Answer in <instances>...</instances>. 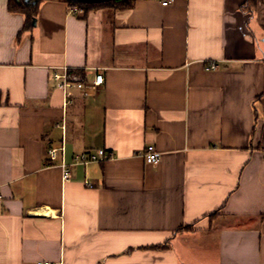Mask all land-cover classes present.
Masks as SVG:
<instances>
[{
  "label": "crops",
  "instance_id": "1",
  "mask_svg": "<svg viewBox=\"0 0 264 264\" xmlns=\"http://www.w3.org/2000/svg\"><path fill=\"white\" fill-rule=\"evenodd\" d=\"M162 2L0 0V264H264V0Z\"/></svg>",
  "mask_w": 264,
  "mask_h": 264
},
{
  "label": "built area",
  "instance_id": "2",
  "mask_svg": "<svg viewBox=\"0 0 264 264\" xmlns=\"http://www.w3.org/2000/svg\"><path fill=\"white\" fill-rule=\"evenodd\" d=\"M175 2V0H163L162 4L168 6ZM72 13H81L82 10L75 7L70 10ZM210 70L218 69L216 62H213L208 67ZM53 80L56 83V87L62 90L66 95V104L69 105L73 102V90L79 89L82 90L86 87L85 82L83 81L82 73L77 69H70L68 67L61 68V71L53 72ZM104 82V76L102 74H96L95 80L92 83L93 88L101 86ZM60 154H64V149L61 148L57 150L55 148L48 150V155L51 161H56ZM141 156L144 158L145 162L149 165H154L160 162L161 152L157 150L154 145H149L141 153ZM114 155L110 152L100 149L97 151H87L80 154H77L73 158L72 165H86L89 163H99L107 160L113 159ZM63 178L64 180H69L71 177V171L69 165L62 164ZM1 199V194H0ZM37 264H51L49 262H38Z\"/></svg>",
  "mask_w": 264,
  "mask_h": 264
},
{
  "label": "trees",
  "instance_id": "3",
  "mask_svg": "<svg viewBox=\"0 0 264 264\" xmlns=\"http://www.w3.org/2000/svg\"><path fill=\"white\" fill-rule=\"evenodd\" d=\"M45 0H32L31 3H26L25 0H9V9L15 13H21L26 16L28 21L35 19L38 13V5ZM69 4L72 8H80L85 10L86 12L105 8V7H118L120 9H130L133 7L137 0H101L96 2H76L72 0H60ZM256 6V0H247L244 10L251 11ZM183 229H189V227H185ZM158 248H162L163 246H156Z\"/></svg>",
  "mask_w": 264,
  "mask_h": 264
},
{
  "label": "water",
  "instance_id": "4",
  "mask_svg": "<svg viewBox=\"0 0 264 264\" xmlns=\"http://www.w3.org/2000/svg\"><path fill=\"white\" fill-rule=\"evenodd\" d=\"M29 0H25V2H27ZM72 1H76V2H83V3H88V2H96V1H101V0H72ZM36 24V19H33V25Z\"/></svg>",
  "mask_w": 264,
  "mask_h": 264
}]
</instances>
